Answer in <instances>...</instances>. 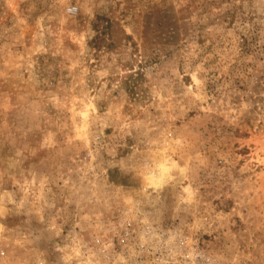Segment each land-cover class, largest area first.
<instances>
[{
    "label": "rangeland",
    "instance_id": "1",
    "mask_svg": "<svg viewBox=\"0 0 264 264\" xmlns=\"http://www.w3.org/2000/svg\"><path fill=\"white\" fill-rule=\"evenodd\" d=\"M137 221L264 264V0H0V264Z\"/></svg>",
    "mask_w": 264,
    "mask_h": 264
},
{
    "label": "built area",
    "instance_id": "2",
    "mask_svg": "<svg viewBox=\"0 0 264 264\" xmlns=\"http://www.w3.org/2000/svg\"><path fill=\"white\" fill-rule=\"evenodd\" d=\"M128 226L133 233L124 228L109 264H218L179 224L159 227L148 222L144 227L137 221Z\"/></svg>",
    "mask_w": 264,
    "mask_h": 264
},
{
    "label": "trees",
    "instance_id": "3",
    "mask_svg": "<svg viewBox=\"0 0 264 264\" xmlns=\"http://www.w3.org/2000/svg\"><path fill=\"white\" fill-rule=\"evenodd\" d=\"M90 43L93 44V48H94V47H98L99 44L97 43V36H96V38H93V39L90 41Z\"/></svg>",
    "mask_w": 264,
    "mask_h": 264
}]
</instances>
